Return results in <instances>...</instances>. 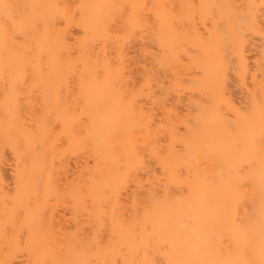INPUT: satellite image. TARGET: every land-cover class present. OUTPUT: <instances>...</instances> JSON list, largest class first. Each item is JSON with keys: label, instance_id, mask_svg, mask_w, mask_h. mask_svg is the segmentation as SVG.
I'll return each instance as SVG.
<instances>
[{"label": "bare ground", "instance_id": "obj_1", "mask_svg": "<svg viewBox=\"0 0 264 264\" xmlns=\"http://www.w3.org/2000/svg\"><path fill=\"white\" fill-rule=\"evenodd\" d=\"M0 264H264V0H0Z\"/></svg>", "mask_w": 264, "mask_h": 264}]
</instances>
